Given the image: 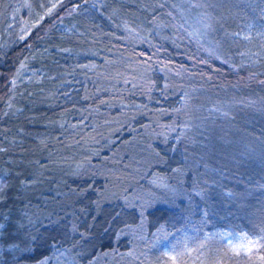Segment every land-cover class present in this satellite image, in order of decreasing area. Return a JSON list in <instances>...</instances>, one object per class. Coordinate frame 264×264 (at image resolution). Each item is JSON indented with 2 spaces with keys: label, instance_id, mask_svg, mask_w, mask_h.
Returning <instances> with one entry per match:
<instances>
[{
  "label": "trees",
  "instance_id": "trees-1",
  "mask_svg": "<svg viewBox=\"0 0 264 264\" xmlns=\"http://www.w3.org/2000/svg\"><path fill=\"white\" fill-rule=\"evenodd\" d=\"M0 217V264H264V0H0Z\"/></svg>",
  "mask_w": 264,
  "mask_h": 264
},
{
  "label": "rangeland",
  "instance_id": "rangeland-1",
  "mask_svg": "<svg viewBox=\"0 0 264 264\" xmlns=\"http://www.w3.org/2000/svg\"><path fill=\"white\" fill-rule=\"evenodd\" d=\"M188 12L192 13V20L194 21V23H197V25H201L202 27L205 29L207 28V22H203L202 17L200 16L199 13L192 11V10H188ZM255 57V56H253ZM252 58V54L251 57ZM242 236H239L237 234H235L234 236H229L227 237V242L228 244H230V246L234 249L237 250L240 248L241 246V238ZM244 237V236H243ZM138 238V237H137ZM244 251H248L249 250V241L248 239H246L244 241ZM137 249H133V250H125L124 254H120L123 252H118V253H112V255H108L110 256V259L112 261H108L109 259H97L95 264H148V259L144 258L145 255V251L138 253L136 252ZM116 254V255H113ZM143 258V259H142ZM163 259H165L163 257ZM168 262V260H167ZM51 264H72L71 259L66 255V254H60V256H55L54 258H52L51 260Z\"/></svg>",
  "mask_w": 264,
  "mask_h": 264
},
{
  "label": "snow or ice",
  "instance_id": "snow-or-ice-1",
  "mask_svg": "<svg viewBox=\"0 0 264 264\" xmlns=\"http://www.w3.org/2000/svg\"><path fill=\"white\" fill-rule=\"evenodd\" d=\"M91 188H92V185H89V189H91ZM89 189H85V191H87ZM173 192L175 194V190H173ZM184 194L189 197V201H188L189 206H191V204H192V197H194V196L195 197L205 196V198H207L206 195H205V193L203 191H196L195 189H194V191L192 193H184ZM0 219H2V217H0ZM45 230H47V226H45ZM108 230L109 229L106 228L105 229V232H107ZM3 231H4V225L3 224H0V232H3ZM0 239H2V237H0ZM39 239H40V237L39 236H36V237L32 238L31 243L32 244H36L37 240H39ZM240 240H241V246L238 249V251L243 252L245 250V248H244L243 245H244V241L246 240V237H241ZM262 242H264V238H262ZM53 246H55V245H53ZM43 264H46V262H43Z\"/></svg>",
  "mask_w": 264,
  "mask_h": 264
}]
</instances>
